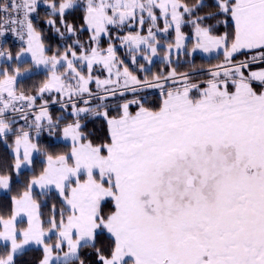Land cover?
Listing matches in <instances>:
<instances>
[{"label": "snow or ice", "instance_id": "1", "mask_svg": "<svg viewBox=\"0 0 264 264\" xmlns=\"http://www.w3.org/2000/svg\"><path fill=\"white\" fill-rule=\"evenodd\" d=\"M40 2L0 3V41L11 33L22 42L16 52L0 45V141L10 150L0 155V189L11 191L14 176L22 185L7 214L0 211V264H18L33 245L42 251L38 264H264V67L253 68L264 63V0H43L45 23L62 38L90 33L87 47L77 38L51 54L33 23ZM77 9L79 27L67 19ZM160 17L157 31H175L174 43L164 46L167 70L141 79L117 59L111 36L100 47L109 26H143L147 18V35L116 38L132 53L143 45L151 64ZM185 24L194 39L187 56L222 52L206 80L193 82L192 62L185 72L171 66L173 49L186 48ZM220 25L230 31L220 33ZM242 52L254 54L235 61ZM131 60L137 64L135 54ZM96 65L106 78L93 76ZM41 66L44 79L19 86ZM137 71L148 69L139 64ZM144 88L161 90L157 107L134 98L109 115V96ZM53 91L60 97L53 103L71 106V120L49 112L44 95ZM89 114L106 121L107 140L94 143L82 130ZM17 117L25 121L19 127ZM45 128L60 133L65 150L38 142ZM25 169L31 175L23 176ZM53 192L50 206L38 199ZM103 233L110 243L97 247ZM87 248L95 260L81 257Z\"/></svg>", "mask_w": 264, "mask_h": 264}, {"label": "rangeland", "instance_id": "2", "mask_svg": "<svg viewBox=\"0 0 264 264\" xmlns=\"http://www.w3.org/2000/svg\"><path fill=\"white\" fill-rule=\"evenodd\" d=\"M2 2H3V0H0V3H2ZM77 10H82V9H77ZM48 11H49V9L43 3V0H41L40 6H39V9H38V14H33V23H34V25L36 26V24H38V25L41 26L42 24H45L46 28H44L43 30L46 33L48 32V26L45 23V20L47 19ZM144 15H145V17H147L146 13ZM161 18H163V17H161ZM161 18L157 21V27L153 29V31L156 32V39L158 41H160V46L158 48V54L152 57V63L151 64H149L147 61H145L143 59L142 55H141V52H143V50H144V46L143 45L141 46L140 51L132 53V52L129 51L128 45L126 43L122 44L121 40H119L117 38L115 39L114 36L111 34V33L115 34L116 37L117 36L123 37V36L127 35L129 32H131L133 34L140 33L141 35H147L148 28H149V26L151 24V21L148 20L147 18H146L145 23H144L143 26H141L138 22H132V21H126L125 24L122 25V26L121 25L109 26V33L108 34H103L101 36V37L108 36V41H109V36H111V43H113V45L115 46L117 59L118 60H123L124 64L127 65L129 67V69L131 71H133L136 75H138L141 79H143L145 75H148L150 77L151 73L160 72L162 69L167 70V68H168V65L166 64V62L164 60V52H165V47L164 46L166 44H168V43H174V41H175V31H174V27L170 28L168 30V32L157 31V29H163V27H164V18L162 19V25L161 26L159 25V22H160ZM38 25L36 27H39ZM58 27H61V31H63L62 26L58 25ZM181 30L186 34V36H188V39L185 41L186 48L184 50L173 49L172 55H171V59L173 61L172 65H171L172 67H174V60L177 62V56H179L180 54H185L186 50L191 49L192 43L194 42L192 26H191V28H188L187 26L183 25ZM57 35L59 37V40H57L59 42L58 45L57 44H51L52 41H50L49 37H48V42L49 43L47 42V40L45 38H43L45 45L51 49L49 54L54 52L57 48H60L61 51H63V48H64V46L66 44H70V43H72L73 40L79 38V35L74 36L71 39H69L67 35H65L64 38H62L59 34H57ZM89 35H90V33L87 31L86 34H85V37L83 39V43L85 44L86 47L89 44V41H88ZM101 37H100V40H101ZM0 45H2L3 47H8L13 52H16L22 46V42L17 37H15L11 33H9L7 38L4 41H0ZM107 46H108V44L106 46H103L102 44L100 45L101 48H107ZM220 53H222V52H220ZM133 54H135L136 57H137V64H133L132 63L131 56ZM193 54H198V55H202V56H205V57H209V56H215L216 54H219V53H216V52L204 53L202 51L197 50ZM221 61L222 60L219 59V60H216L215 63L217 64V63H220ZM238 61H240V60H238ZM4 63H5V61L2 58H0V64H4ZM13 63H16V61H14ZM139 64H144L146 69H148V71L147 72H138L137 68H138ZM182 66L183 65H181V67ZM257 67H264V63L253 65V68H257ZM84 71L86 73L87 70L84 69ZM178 72H185V71H178ZM204 72L208 76L207 69L204 70ZM45 74H46L45 69L43 68V66H41V68L37 69L36 72L30 76V78H24V77L20 78L19 79V86L24 87L26 89H29V88L31 89L36 84H38L39 81L44 79ZM93 76H98L101 79H104V78H106L108 76V73L102 68V66L96 65L94 67ZM207 76L204 77V78H201L199 80H193V79L192 80H193V82L203 81V80H206V79L209 78V76L208 77ZM121 83H123V81H121ZM168 86H170V84ZM89 87L91 88V90L94 93L97 91V87H96V84H95L94 81L89 85ZM160 91L161 90L159 88H144L142 90H138L136 93H133L131 90H128V91L124 92V95L122 97L119 95V93L115 97L109 96L108 99L105 101V103L108 105L109 108L111 107V109L112 108L116 109L117 105L120 104V103H123L125 100H131V99H134V98L142 100V99H145L147 96L152 95V94H159V96H160ZM53 97H55L57 101H59V99H60L59 94L55 93L54 91L52 93H50V94L46 93L44 95V99L49 101L48 108H50L51 106H55V107L59 106L60 108H62L61 104L59 102H57V103H53L52 102ZM84 99H87V96H85ZM118 101H121V102L118 103ZM96 102L97 101L93 100L92 101V106H95ZM36 103H38V102H36ZM40 103H41V100H40ZM79 103H81V104H79ZM79 103H78V106H80V107H85L86 106V105L83 104L82 101H79ZM70 108H71V106L69 105L68 109H62L61 112H59V114H57L56 116L57 117L60 116V115H65L66 116V114H70ZM49 112H50V109H49ZM29 120H31V116L29 117ZM17 121L18 122L15 125V127H19L20 125L25 123L24 120L19 119L18 117H17ZM43 131H47V134L51 135V137H53L54 141H56V142H58V141L67 142V141H65L63 139V137L60 135V133H58V135H55L56 133L55 134H50V132H49V130L47 128H45ZM41 133L39 135V138H41L40 137ZM39 138H38V140H39ZM38 155H40V154H38V153L35 154V157H38ZM6 192H8V190L0 189V193H6ZM0 244L2 245V242H0ZM33 246H35V245H33ZM35 247H37V246H35Z\"/></svg>", "mask_w": 264, "mask_h": 264}, {"label": "trees", "instance_id": "3", "mask_svg": "<svg viewBox=\"0 0 264 264\" xmlns=\"http://www.w3.org/2000/svg\"><path fill=\"white\" fill-rule=\"evenodd\" d=\"M188 2L194 3L195 0H188ZM157 14H159L158 10H157ZM81 15H82V10H75L73 13H70L68 15L67 19L69 22H75L77 27H79V25L82 23V20L79 19V17ZM74 16L76 18L75 21H73ZM162 19L163 18H161V20L159 22L160 26L162 25ZM186 19H187V17H186ZM37 25L38 24H36V26ZM58 25L59 24H57V26ZM38 26L39 27H37V28L41 31L43 38H45L47 40V42H48V37H49L50 41H52L51 44H57V45L59 44V42L57 41V40H59V37L52 27L47 25L48 26V32L46 33L43 30L44 28H46L45 24H42L41 26L38 25ZM184 26L191 28L190 24H185ZM226 30L230 31V27L228 29H226L224 25H220L218 28V31L220 33H223ZM86 32H87L86 30H83V31H80L78 33L79 38H80L82 43H83V39L85 37ZM111 34L116 39L115 34H113V33H111ZM108 42H109L108 36L101 37L100 45L102 44L103 46H106L107 44H109ZM252 54L253 53H250V52H242L240 54L235 55L234 60L235 61L243 60ZM185 55L186 54H180L179 56H177V62L174 60V67L177 69V71H188L192 67V63H194L196 66V69L198 71H196L192 74L193 80H199L201 78L206 77L207 74L204 72V70L215 65L216 60H219V59L223 60L222 53L216 54L215 56H209V57H205V56L198 55V54H193L191 57H189L187 55L185 56ZM190 62H192V63H190ZM181 65H183V66L181 67ZM36 102H38L37 105H39L40 99H37ZM119 102H121V101H118V103ZM142 102L145 103L146 107H157L159 102H160V96H159V94H152V95L147 96L145 99H142ZM79 104H81V103H79ZM49 109H50V112H51V115L53 116V118L57 117L56 115L59 114V112H61V110H62V108H60L59 106H57V107L51 106ZM130 111L135 112L136 106L135 105L130 106ZM116 114H117V108L111 109V107H110L109 108V115L114 116ZM66 117L69 120L72 119L70 114H66ZM82 123L85 125V127L82 130L85 133L89 134V138L91 140H93L94 143H101V142L107 140V123L102 117H92L91 115H87L82 120ZM58 133L59 132L57 131L55 135H58ZM40 137L41 138H39L38 142L42 146H50V150L63 151L66 148L67 142H62V141L56 142V141H54L53 137H51V135L47 134V131H42ZM9 142H11V141L9 140ZM50 142H52L51 145H50ZM9 151L10 150L8 149L7 145H5L2 141H0V155H7L9 153ZM41 160H42V157L40 155H38V157H36L37 170L39 169ZM22 175L23 176L31 175V172L29 170L25 169L24 172L22 173ZM18 179L19 178L14 176L11 191H8L6 193H0V206H2V207H0V211H3L5 214H7V208L10 205L11 196L16 195L17 191L20 190L22 187V185L17 182ZM36 191H37V193L39 192L38 189ZM51 195H52V199H49L48 197H44V196H38V199L47 200V203L50 206L51 203H53L55 200V193L53 192ZM42 210L45 212V214H47L48 207H43ZM109 243H110V240H109L108 234L103 233V234L98 236L96 246L103 248V247H107V245ZM0 247H2L1 244H0ZM41 256H42V251L38 247L31 246L30 249L28 251H26L25 254L18 257V264H38V261L41 258ZM81 257L83 259H85L86 261L95 260L94 250L91 248L83 249L81 252Z\"/></svg>", "mask_w": 264, "mask_h": 264}]
</instances>
